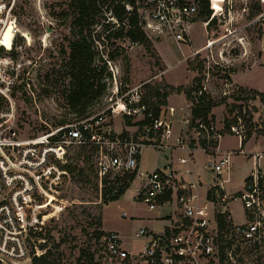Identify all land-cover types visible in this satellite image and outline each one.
Returning a JSON list of instances; mask_svg holds the SVG:
<instances>
[{
	"label": "built area",
	"instance_id": "1",
	"mask_svg": "<svg viewBox=\"0 0 264 264\" xmlns=\"http://www.w3.org/2000/svg\"><path fill=\"white\" fill-rule=\"evenodd\" d=\"M218 1L217 10L211 0L206 2L208 13L200 16L205 42L193 55L210 50L234 31L232 12L237 0ZM145 2L147 6L140 7L138 13L146 35L170 36L177 44L189 41L193 19L201 10L199 0ZM13 6L14 0L9 5L0 2V27L1 14H10ZM5 60L0 58L1 262L30 261L45 250L38 245L44 240L35 236L45 230L53 214L66 202L62 196L68 175L66 151L70 147H93L98 187L103 196L113 198L125 180H138L133 202L150 212L158 211L154 219L164 223L159 231L139 225L132 235L142 238L137 249L127 248L119 232L107 231L102 237L107 261L104 259L102 264H264V170L260 164L264 153L242 148L245 120L239 112L234 114L236 123L230 129L240 141L238 153L246 155L252 166L242 189L232 194L226 192L223 184L232 169V151L212 155L203 164L204 172L213 177L209 186L194 177L189 167L194 147L203 153L216 150L222 134L214 122L196 120L189 128L187 107L189 112L181 119L187 132L175 134V107L168 105L156 111L145 102L139 85L124 88L120 103L109 108L112 114L121 113L127 120H134L136 128L128 121L122 131L114 130L103 124V110L54 125L38 135L22 136L14 98L17 74L12 71L13 63ZM111 81L117 93L122 82L115 73ZM212 140L217 141L213 148ZM145 146L157 150L179 148L183 153L175 161L182 167L169 163L142 170L139 156ZM233 199L241 201L242 218L238 220L230 209ZM117 207L121 205L117 203ZM121 217L131 218L124 209Z\"/></svg>",
	"mask_w": 264,
	"mask_h": 264
},
{
	"label": "rangeland",
	"instance_id": "2",
	"mask_svg": "<svg viewBox=\"0 0 264 264\" xmlns=\"http://www.w3.org/2000/svg\"><path fill=\"white\" fill-rule=\"evenodd\" d=\"M64 1L66 0H14L11 13L7 14L4 11L1 14L3 21L0 27V40L11 49L8 51L0 46V58L12 62L14 66L12 71L17 74L14 98L17 104L18 128L22 136L38 135L53 127L60 119L70 121L78 117L69 111L65 101L57 93L66 85L68 79L52 84L48 87L49 93H42V89L47 87L43 75L52 70H60L64 63V56L60 50L66 46L69 28L57 21L50 12L52 9L58 11ZM0 2L9 5L12 0ZM257 5L261 12L254 14L255 9L252 10V7ZM232 14L233 33L214 44L210 50H202L196 55H193V51L205 42L201 29V12L194 17L189 41L185 43L177 44L170 36L153 35H147L149 46L122 40L117 44L123 49L113 59H109L108 52L113 48L110 43L96 42L94 49L103 56L107 71L110 73L109 77L104 78L107 85L105 94L95 101L88 111L104 110L103 124H109L114 130L122 131L128 126V120L121 113L112 114L109 109L111 105L116 107L117 103H120L121 92L139 85L145 99L148 88H157L161 95L167 94V97H160L164 102L160 108L171 105L176 109L175 131L177 127L186 126L181 119L184 113L189 112L187 107L191 106V98L186 96L185 91L199 85L202 89L205 87L204 91L217 103L212 108L216 127L222 130L224 119L232 116L229 109L234 106L233 108L245 120L243 134L249 133L245 142L250 140V143H244L243 148L264 152V134L260 133L261 129L264 130V3L260 0H237ZM228 20L229 18L227 22ZM238 40H241V43ZM200 62L203 63V68L199 73ZM113 73L116 74L117 80L122 82L117 93L113 91L114 83L111 81ZM200 75L202 79L198 82L195 78ZM22 82L24 86L20 87ZM129 124L133 128L137 126L132 119ZM223 133L228 131L225 130ZM230 135L223 138L222 147L235 145L236 135ZM191 142L190 145L193 146L195 140L192 139ZM88 148H92L93 151ZM83 150H89L86 157H78ZM169 151L170 149L143 147L140 168L151 170L160 167L164 157L169 156ZM180 152L174 153L177 155ZM233 153V171L230 180L225 183L228 191L242 188L243 178L252 166L246 155H240L238 151ZM205 158L206 155L202 153L198 155L197 168L201 169ZM66 159L67 165L75 166L73 172L68 171L62 187V196L66 202L60 211L53 214L45 230L35 237L46 242V248L52 250L61 264L73 263L79 247L87 245L95 252L96 260L100 258L103 262L105 259L106 263V252L103 248L99 249L102 238L96 241L92 237V232L96 229L92 221L97 216V206L102 204V193L98 187L96 173V151L93 147H70L66 151ZM260 164L264 169V155ZM137 186L138 180H134L118 201H109L103 204L102 209L105 212L104 228L117 230L123 236L126 245L133 249H137L142 243V238L132 237L141 222L135 218H122L121 210H126L129 216L132 208H135L137 214L144 213V206L138 204L134 207L131 198ZM117 203L122 209L117 207ZM230 208L236 220L242 218L239 199L231 200ZM84 230L88 234H84ZM66 235L69 241L73 237V241L60 243L56 249L54 244ZM0 264L31 262L0 261Z\"/></svg>",
	"mask_w": 264,
	"mask_h": 264
},
{
	"label": "trees",
	"instance_id": "3",
	"mask_svg": "<svg viewBox=\"0 0 264 264\" xmlns=\"http://www.w3.org/2000/svg\"><path fill=\"white\" fill-rule=\"evenodd\" d=\"M199 1L201 3V15L207 14V0ZM218 2V0H211V4L215 9L218 7ZM144 4L145 0H66L58 11L52 9L50 11L52 16L57 21L67 25L69 34L66 46L60 50L64 56V63L60 70H52L43 75V81L46 82L47 87L42 89V93H49L48 87H51L52 84L68 79L66 85L62 89L59 88L60 90L57 92L65 101L66 107L69 111L78 115V117L91 114L92 112L90 110L88 111V109L105 94L107 85L104 78L109 77L110 73L107 71L105 59L94 49V44L96 42L103 44L109 42L113 47L108 52L109 59H113L123 49L122 46L117 44V42L122 40H126L129 43H143L149 46L150 41L141 27V20L138 13V9ZM126 6H129L130 9H127ZM252 10L254 14L261 12L258 5L256 7L253 6ZM1 46H4L6 49L10 48L5 43L1 44ZM202 68L203 63L200 62L198 67L199 73L202 71ZM201 79V75L195 78L198 82ZM20 85V87H23L24 82ZM145 87H147L146 84ZM200 89L201 87L199 85H195L185 91L186 96L191 98L189 128L195 124L196 120L203 122H213L214 120L212 108L217 103L205 91L199 92ZM193 92L194 94H192ZM160 97H167V94L163 93L161 95L157 88H148L144 100L149 106L158 111L161 104L164 103L160 100ZM233 107L229 109V113L232 116H227L224 119L223 128L220 130L221 134L225 130L231 134L230 127L236 123L234 114L238 111ZM66 121V119H60L55 125L65 123ZM260 133L264 134V130L261 129ZM248 135L249 133L244 134L241 140V146L245 143L246 136ZM216 145L217 141L212 140L210 142V146L215 147ZM88 149L92 150V148ZM89 150H83L78 157H86V153ZM66 168L68 171L73 172L75 166L68 164ZM128 187L129 181L125 180L117 196L107 199L103 196L104 194L101 195L102 204L97 206V216L92 221L96 225V229L92 232V237L96 241L100 240L107 233L102 228L103 204L118 199ZM84 231V234H88L86 230ZM48 237L51 238V235L48 234ZM73 239V237L70 238V241H73ZM70 241L67 235L62 236L54 244V247L58 249L60 243ZM39 245L45 250L39 255H33L30 259L31 264H61L52 250L46 248L45 241L39 243ZM102 248L103 246L101 245L99 249ZM94 256L95 252L88 245L82 246L78 249L75 261L68 264H102L100 258L96 260Z\"/></svg>",
	"mask_w": 264,
	"mask_h": 264
},
{
	"label": "crops",
	"instance_id": "4",
	"mask_svg": "<svg viewBox=\"0 0 264 264\" xmlns=\"http://www.w3.org/2000/svg\"><path fill=\"white\" fill-rule=\"evenodd\" d=\"M203 44L204 43H201L200 44V47L201 46H203ZM199 47V48H200ZM190 107L188 106V109H189ZM187 126H184V127H177V129L174 131V133L175 134H185L186 132H187ZM230 134L229 133H223L222 134V136H221V139L219 140V142H218V145H217V148H216V150L213 152V151H210L209 153H203V152H201V151H198L197 150V148H193V153H192V156H193V161L192 162H190L189 163V167H191V169L194 171L193 173H194V177L195 176H197V179H200V180H204L205 181V185L206 186H209V184L211 183L212 184V181H213V177H212V175L210 174V173H208V172H204V169H203V166L201 167V169H199V168H197V160L196 159H198V155H201V153L202 154H204V155H206V158H205V161H204V163L209 159V158H211L212 157V155L213 156H218V155H221V154H224V153H227L228 151H232V152H235V151H238V148H239V146H240V141L236 138V143H235V145L234 146H232V147H228V146H224V147H222V145H223V143H222V140H223V138L224 137H226V136H229ZM230 136H234V135H230ZM262 140V139H261ZM263 141V140H262ZM191 142V141H190ZM264 142V141H263ZM192 143V142H191ZM245 143H247V144H249L250 143V140H248L247 142H245ZM193 144V143H192ZM194 145H195V143H194ZM226 147V148H225ZM213 148V147H212ZM242 148H243V146H242ZM244 149V148H243ZM246 152H253V151H259V150H251V151H249V150H246V149H244ZM176 151H181L179 148H177V147H174L172 150H170L169 151V156L168 155H166L165 157H164V161L162 162V164H161V166L160 167H162V166H165V165H167V164H169V163H171L172 165H174V166H176V167H182L181 165H178L177 164V162L175 161V157L177 156V155H181L183 152L181 151L180 152V154H175L174 152H176ZM263 152V151H262ZM264 153V152H263ZM240 155H241V153H239ZM234 155V154H233ZM233 155H232V157H233ZM243 155V154H242ZM243 156H245V155H243ZM232 157H231V162H232ZM246 158H248L247 156H245ZM249 159V158H248ZM142 161H141V154H140V156H139V165H141L142 163H141ZM203 163V164H204ZM263 168V167H262ZM250 170V169H249ZM264 170V169H263ZM232 171H233V164H232V169H231V171H230V173L228 174V180L226 181V182H224L223 184H224V187H225V190H226V192H228V193H232V194H235V193H237V192H239L242 188H240L239 190H236V191H228L227 189H226V186H225V183H227L229 180H230V176H231V173H232ZM248 173V172H247ZM247 173L245 174V176H244V178H243V182H244V179H245V177L247 176ZM135 180V179H134ZM133 178H131V180L129 181V183L131 184L133 181ZM130 184H129V186H130ZM242 187H243V185H242ZM127 190V189H126ZM132 198V201H133V196L131 197ZM132 203V202H131ZM134 203V202H133ZM132 203V204H133ZM134 205V207H136L138 204H136V203H134L133 204ZM132 208V207H131ZM144 209H145V211H144V213H142V214H137V212L135 211V208H132V213L130 214V216H131V218H135L136 220H138L139 222H141L139 225H143V226H146V227H148V228H151V229H153V230H156V231H159V230H161L162 229V227H163V225H164V223L163 222H161V221H155L154 219H153V217L154 216H156L157 214H158V211H152V212H150V211H148L145 207H143ZM231 209V208H230ZM231 212H232V210H231ZM128 213V212H127ZM232 214L234 215V213L232 212ZM105 216V212L102 210V227H103V229L105 230V231H117V230H115V229H105L104 228V217ZM236 217V216H235ZM159 223H162V224H159ZM138 225V226H139ZM158 226V227H157ZM118 232V231H117ZM125 246L127 247V248H130V247H128L127 245H126V243H125ZM130 249H133L132 247L130 248Z\"/></svg>",
	"mask_w": 264,
	"mask_h": 264
},
{
	"label": "bare ground",
	"instance_id": "5",
	"mask_svg": "<svg viewBox=\"0 0 264 264\" xmlns=\"http://www.w3.org/2000/svg\"><path fill=\"white\" fill-rule=\"evenodd\" d=\"M218 8H216V10H217ZM0 44H4V43H1V40H0Z\"/></svg>",
	"mask_w": 264,
	"mask_h": 264
}]
</instances>
